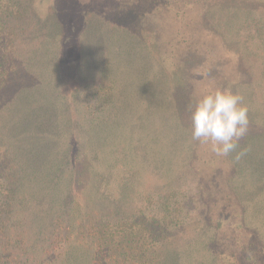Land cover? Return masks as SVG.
Here are the masks:
<instances>
[{"label":"rangeland","instance_id":"1","mask_svg":"<svg viewBox=\"0 0 264 264\" xmlns=\"http://www.w3.org/2000/svg\"><path fill=\"white\" fill-rule=\"evenodd\" d=\"M32 1L36 14L10 22L21 32L22 65L8 102L46 108L44 131L71 132L91 150L95 168L108 167L111 148L113 161L114 152L129 154L137 145L142 189L164 192L174 185L185 204L159 264H221L204 243L212 233L205 220L222 205H212L211 195L201 202L197 188L210 189L218 201L227 196L231 220H264V91L250 77L254 69L241 67L246 57L231 44L229 23L219 13L202 18L200 11L177 19L151 0L25 2ZM105 87L112 92L108 105L94 112L99 120L87 121L83 105L103 102L92 90ZM215 88L238 92L249 108L248 132L228 157L215 156L210 145L191 137V107ZM239 152L245 154L237 160Z\"/></svg>","mask_w":264,"mask_h":264},{"label":"trees","instance_id":"2","mask_svg":"<svg viewBox=\"0 0 264 264\" xmlns=\"http://www.w3.org/2000/svg\"><path fill=\"white\" fill-rule=\"evenodd\" d=\"M16 1L0 0V264H159L169 233L182 222L185 204L179 189H142L137 145L129 154L114 152L113 161L111 148L108 167L95 168L91 150L71 132L54 136L64 130L44 131L50 120L46 108L8 102L12 77L22 65L21 32L10 22L21 23L20 17L37 10L34 1L29 6ZM151 1L177 19L187 11H200L202 18L219 13L233 30L231 44L246 57L241 67L254 69L250 77L264 91V0ZM93 91L103 102L83 105L87 121L99 120L94 112L102 113L112 97L108 87ZM197 191L201 202H209L211 195L212 205H222L205 220L212 233L205 235L204 247L221 264H264V220H231L227 196L218 201L210 189ZM132 200L129 208L125 203Z\"/></svg>","mask_w":264,"mask_h":264},{"label":"clouds","instance_id":"3","mask_svg":"<svg viewBox=\"0 0 264 264\" xmlns=\"http://www.w3.org/2000/svg\"><path fill=\"white\" fill-rule=\"evenodd\" d=\"M249 108L244 97L230 88L209 89L191 107V137L210 145L217 157L234 153L249 129ZM245 153L234 157L240 159Z\"/></svg>","mask_w":264,"mask_h":264}]
</instances>
